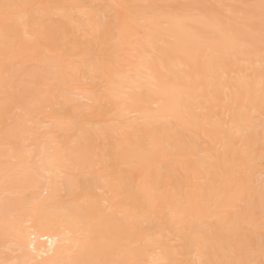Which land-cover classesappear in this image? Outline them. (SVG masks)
<instances>
[{
	"label": "bare ground",
	"instance_id": "6f19581e",
	"mask_svg": "<svg viewBox=\"0 0 264 264\" xmlns=\"http://www.w3.org/2000/svg\"><path fill=\"white\" fill-rule=\"evenodd\" d=\"M154 1L0 0V264H264V0Z\"/></svg>",
	"mask_w": 264,
	"mask_h": 264
},
{
	"label": "rangeland",
	"instance_id": "374dc122",
	"mask_svg": "<svg viewBox=\"0 0 264 264\" xmlns=\"http://www.w3.org/2000/svg\"><path fill=\"white\" fill-rule=\"evenodd\" d=\"M172 1L179 2V3H181V2L183 3V1L186 2V0H172ZM216 1L217 0H207L204 3L198 4L197 7H199V6L201 8H204V7L205 8L216 7L219 11H221L222 17L225 16V19H226V16H227L228 19H226V20H231L232 21L233 28H235V27H237V25L241 24V22L242 23L245 22V20H244L245 17L243 16L242 10L243 9H251L252 6L253 5L254 6L257 5L260 0H228L227 2H228L229 7H224V6L221 5V3H219V2L216 3ZM241 1H243V2H241ZM153 3L163 4L164 0H155ZM231 7L232 8L233 7L236 8L235 11L232 12V10H231L232 8ZM223 19H224V17H223ZM250 21L251 20H249L248 22H250ZM256 35L264 43V27L260 28V30L256 32ZM262 47H264V44H262ZM250 75L252 76V71H251ZM223 76L226 79L230 78L229 77L230 75H223ZM235 76H236L235 73L233 75H231V77H235Z\"/></svg>",
	"mask_w": 264,
	"mask_h": 264
}]
</instances>
